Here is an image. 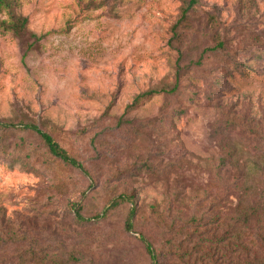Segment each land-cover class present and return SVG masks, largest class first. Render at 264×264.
Returning <instances> with one entry per match:
<instances>
[{"label":"rangeland","instance_id":"374dc122","mask_svg":"<svg viewBox=\"0 0 264 264\" xmlns=\"http://www.w3.org/2000/svg\"><path fill=\"white\" fill-rule=\"evenodd\" d=\"M188 1L13 0L0 12V26L26 19L17 34L0 27V121L35 124L88 174L50 160L34 134L5 135L0 264L28 250L57 264H148L124 230L126 206L80 225L70 204L91 185L90 217L133 194L134 233L162 254L180 239L171 228L204 215L232 182L224 157L240 166L264 151V0H197L180 22ZM260 166L264 185V155Z\"/></svg>","mask_w":264,"mask_h":264},{"label":"trees","instance_id":"16d2710c","mask_svg":"<svg viewBox=\"0 0 264 264\" xmlns=\"http://www.w3.org/2000/svg\"><path fill=\"white\" fill-rule=\"evenodd\" d=\"M196 4L197 0L188 1L182 8L180 22L186 20L188 12ZM12 5L13 0H0V12L9 11ZM25 24L26 19H11L9 24L3 23L0 27L3 28L4 33L17 34ZM218 49H222L219 43L208 51L214 52ZM177 89V84H175L170 89L151 90L138 96L136 104L143 97H151L160 93L168 96L174 95ZM12 132L36 135L44 145L46 155L50 160L66 165L85 176L88 175L81 163L71 158L35 124L0 121V145L6 140L5 135ZM4 153L5 151L0 147V155ZM252 154L254 155L248 154L249 157L240 166L235 164L237 162L235 155L230 153L224 157L223 163L230 162L235 170L232 182L228 185H221L223 195L216 201L211 199L214 201L210 203L204 215L178 224L177 229L171 228L170 232L174 235L173 237L180 239L178 242L167 241L162 254L154 251L146 236L134 233V220L139 207L133 194L121 193L114 196L105 202L99 214L83 217L81 202L87 192L92 189L90 185L86 191L81 193L79 202L70 204L69 210L77 224L86 225L102 221L116 209L126 206L124 230L136 236L147 255L148 264H264V185L258 180L263 174L260 161L263 159L264 151L258 148ZM5 163L12 167L21 164L26 170L32 171L30 170L32 165L28 161H20L18 158H10ZM248 163H251L250 166ZM229 193L234 195L236 201L234 205L229 201ZM215 207L221 209L223 214L212 213ZM40 252L38 250L21 252L17 257L18 264H28V262L30 264H57L51 257L41 256ZM28 257L30 260H27Z\"/></svg>","mask_w":264,"mask_h":264}]
</instances>
